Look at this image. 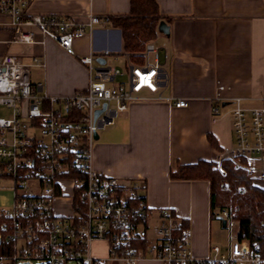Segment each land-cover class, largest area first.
Instances as JSON below:
<instances>
[{
  "label": "built area",
  "instance_id": "1",
  "mask_svg": "<svg viewBox=\"0 0 264 264\" xmlns=\"http://www.w3.org/2000/svg\"><path fill=\"white\" fill-rule=\"evenodd\" d=\"M29 3L0 0V14L11 17V42L25 50L44 42L36 38L40 33L75 55L77 40L110 22V16L94 13L85 20L33 14ZM126 54L125 69L108 62V56L118 58L109 50L81 56L88 86L70 95H51L42 83L32 82L31 69L45 67L43 58L25 51L0 56V104L12 110L10 117L0 116V182L10 180L13 191L11 207L0 208V264H264V224L261 241L246 237L237 205L218 211L229 232L227 247L214 245L211 254L198 257L181 218L165 210L152 217L138 178L122 180L95 166L96 134L102 128L114 124L131 102L147 99L144 91L164 99L159 90L167 81L168 52L149 41L142 61ZM226 89L218 84L213 112L224 102L232 106L235 141L218 152L214 165L226 173L229 163L264 181V95L262 105L248 107L241 97L226 98ZM175 105L186 107L188 101L179 98ZM96 241L106 244L105 257L94 255Z\"/></svg>",
  "mask_w": 264,
  "mask_h": 264
},
{
  "label": "crops",
  "instance_id": "2",
  "mask_svg": "<svg viewBox=\"0 0 264 264\" xmlns=\"http://www.w3.org/2000/svg\"><path fill=\"white\" fill-rule=\"evenodd\" d=\"M33 14H59L85 20L99 16H126L132 0H29ZM169 36L158 32L155 43L169 57L164 61L167 81L159 93L145 91L117 115L115 123L99 131L94 164L103 173L122 180L138 178L156 219L160 211L177 215L191 230V247L198 257L212 253L214 245L225 249L229 232L218 211L211 207V183L206 179H173L180 166L213 159L234 144L229 111L213 112L217 86H226V98L260 101L264 95V0H157ZM11 17L0 14V56L27 52L44 59L38 79L51 95H70L86 90L87 67L80 57L92 50L117 54L124 61L122 31L111 24L97 26L93 35L75 43L76 54L65 52L57 42L36 34V43L21 48L11 42ZM107 57V58H108ZM38 80V81H37ZM187 99L186 107L176 100ZM228 106V105H227ZM214 163V162H213ZM226 229V230H225ZM139 264H160L141 261Z\"/></svg>",
  "mask_w": 264,
  "mask_h": 264
},
{
  "label": "trees",
  "instance_id": "3",
  "mask_svg": "<svg viewBox=\"0 0 264 264\" xmlns=\"http://www.w3.org/2000/svg\"><path fill=\"white\" fill-rule=\"evenodd\" d=\"M162 21L157 0H132L129 15L110 16L109 24L120 28L124 40V51L131 60L142 61L141 53L148 40L158 36V26ZM226 173L218 170L207 160L180 166L171 172L173 179H206L211 183V207L219 211L228 205H239L237 218L246 237L262 239L264 224V189L253 185L248 173L236 169L232 164L225 165ZM247 186L241 193L240 188ZM3 244H0V254Z\"/></svg>",
  "mask_w": 264,
  "mask_h": 264
},
{
  "label": "rangeland",
  "instance_id": "4",
  "mask_svg": "<svg viewBox=\"0 0 264 264\" xmlns=\"http://www.w3.org/2000/svg\"><path fill=\"white\" fill-rule=\"evenodd\" d=\"M156 39H157V37L153 38V39H150L147 42L155 41ZM107 60L112 66L119 67L121 69H125L124 61L120 60V62L116 63V62L112 61V59L109 58V57L107 58ZM40 74H41V70L40 69L35 68V67H33L31 69V76H32L33 80L34 79L35 80L38 79ZM122 79H124V78L119 77L118 81H121ZM243 104L245 106H248V107H255V106L262 105V101L244 102ZM231 107L232 106L229 105V106H226L225 108H222V113H227L228 111H230ZM11 113H12V110L10 108L0 104V116L10 117ZM251 180H252L253 185H256V186L261 187V188L264 189V181L259 180V179H255V178H252V177H251ZM0 184H1V188H0V208L9 209L11 207L12 203H13L12 183H11L10 180L4 179V180H1ZM244 186L247 188L246 185H244ZM241 193H243V192H241ZM60 209L64 210V208H62V207ZM238 220L240 221L239 217H238ZM238 230H239V223L236 222L235 223L234 235H236L238 233ZM106 247H107L106 244L104 242H102V241L94 242L93 243L94 255L99 256V257H105L107 255L106 254L107 253V248ZM19 264H21V263H19Z\"/></svg>",
  "mask_w": 264,
  "mask_h": 264
},
{
  "label": "water",
  "instance_id": "5",
  "mask_svg": "<svg viewBox=\"0 0 264 264\" xmlns=\"http://www.w3.org/2000/svg\"><path fill=\"white\" fill-rule=\"evenodd\" d=\"M158 32H159V33H162V34H164V35L169 36V34H170V27H169V25L167 24L166 21L162 20V21L159 23V26H158ZM98 61L101 62V63H105V59H103V58H99ZM227 104H228V102H224V103H223V106H226ZM105 107H106V105L103 106V109H104ZM103 109H99V110H97L96 115H98ZM98 138H99V133L96 134V139H98ZM219 219H221V217H219ZM221 221H222V225H223V227H226V221H225L224 219H221Z\"/></svg>",
  "mask_w": 264,
  "mask_h": 264
}]
</instances>
